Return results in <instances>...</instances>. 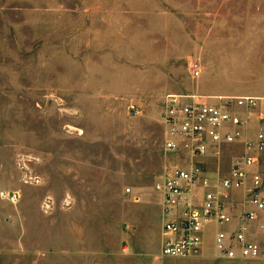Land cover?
I'll return each instance as SVG.
<instances>
[{
  "label": "rangeland",
  "instance_id": "obj_1",
  "mask_svg": "<svg viewBox=\"0 0 264 264\" xmlns=\"http://www.w3.org/2000/svg\"><path fill=\"white\" fill-rule=\"evenodd\" d=\"M196 89L264 96V0H0V264H264L221 256L214 225L159 256L160 114Z\"/></svg>",
  "mask_w": 264,
  "mask_h": 264
},
{
  "label": "built area",
  "instance_id": "obj_2",
  "mask_svg": "<svg viewBox=\"0 0 264 264\" xmlns=\"http://www.w3.org/2000/svg\"><path fill=\"white\" fill-rule=\"evenodd\" d=\"M192 67L200 78L201 65ZM160 118L165 149L179 159L155 185L166 219L160 258L197 255L210 225L229 227L214 237L221 256L264 258V98L168 95ZM209 163L215 165L212 172ZM6 198L19 200L17 193Z\"/></svg>",
  "mask_w": 264,
  "mask_h": 264
},
{
  "label": "crops",
  "instance_id": "obj_3",
  "mask_svg": "<svg viewBox=\"0 0 264 264\" xmlns=\"http://www.w3.org/2000/svg\"><path fill=\"white\" fill-rule=\"evenodd\" d=\"M194 96H197V97H200L202 99H207V98H211V97H217V96H214V95H208V94H204V93H201V92H198V90L196 89V91H194L193 93ZM252 94H239V95H222L224 97H247V96H251ZM251 97H261V98H264V96H251ZM162 199V198H161Z\"/></svg>",
  "mask_w": 264,
  "mask_h": 264
}]
</instances>
